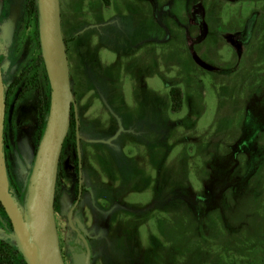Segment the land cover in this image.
Wrapping results in <instances>:
<instances>
[{
	"label": "rangeland",
	"instance_id": "374dc122",
	"mask_svg": "<svg viewBox=\"0 0 264 264\" xmlns=\"http://www.w3.org/2000/svg\"><path fill=\"white\" fill-rule=\"evenodd\" d=\"M108 1L60 0L63 36L82 31L77 152L70 137L56 187L60 264H264V0ZM39 54L25 0H0L5 77L39 68ZM12 114L6 137L28 176L27 208L11 194L26 224L47 147L33 156L37 94ZM7 240L18 246L15 233Z\"/></svg>",
	"mask_w": 264,
	"mask_h": 264
},
{
	"label": "water",
	"instance_id": "95a60500",
	"mask_svg": "<svg viewBox=\"0 0 264 264\" xmlns=\"http://www.w3.org/2000/svg\"><path fill=\"white\" fill-rule=\"evenodd\" d=\"M39 9L41 53L51 88L50 113L44 137L45 140L49 134V143L46 147V155L26 224L9 204L1 184L0 202L12 223L18 242L17 247L27 263L53 264L45 252L44 241L47 235L54 238L56 256L59 261L54 224L56 186L63 145L70 128L71 112L73 107L76 108V105L73 101L68 56L62 33L60 0H39ZM5 117V86L0 63V176L5 177L9 187L4 155ZM78 132L79 127L77 134ZM79 175L81 182L80 153ZM81 190L80 185V193ZM63 206L65 209L69 206L68 199L63 201ZM23 247L28 250V255L24 252Z\"/></svg>",
	"mask_w": 264,
	"mask_h": 264
},
{
	"label": "trees",
	"instance_id": "16d2710c",
	"mask_svg": "<svg viewBox=\"0 0 264 264\" xmlns=\"http://www.w3.org/2000/svg\"><path fill=\"white\" fill-rule=\"evenodd\" d=\"M103 1L106 7L110 6L108 0H103ZM25 15L27 18V24H30L32 21L34 22L35 37H36L38 47L40 50V54L36 60L37 65H39V68H36L35 66H33L32 68L27 67L20 74L18 78L12 79V80H8L3 74L4 86H5V101H6V117H5V130H4V155H5L6 172H7L8 184H9L10 190L13 193L19 205L24 209H26L28 206L29 190H30L29 180H28V176L26 172H23L22 176L15 172L14 167H13V160L9 153L8 140L6 137L9 125L11 127L13 126V129H15L14 121H12L13 120L12 111H13V108L15 109L17 102L21 98L26 96L27 93L34 91L37 94L38 96V115L36 119V132H35V137H34V143L32 144L33 145L32 146L33 156L36 157L43 144V140H44L45 133L47 130L49 113H50V105H51V88H50L45 64H44L42 54H41L40 33H39V17H40L39 0H26ZM77 37L78 36L64 37L67 54L69 53L70 44L75 42L77 40ZM0 62L2 64L1 57H0ZM39 70L43 74V78H44L43 83L40 80V74L38 73ZM33 71H35L34 74H33ZM27 78L29 79L25 82ZM22 86L23 88L21 90V93L17 97L16 93L18 89ZM169 96H170V101H171V113L179 114L182 111L184 104H185L184 93L182 89L176 86L171 87L169 91ZM76 131H77L76 116H75L74 110L72 109L70 128H69L67 138L63 145V150L65 148V145L68 139L72 137L74 138V146L77 152V143H76L77 132ZM13 135L16 136V130ZM108 136L112 137L113 135L110 134ZM108 136H105V137H107L108 139L109 138ZM62 154H63V151H62ZM61 163H62V155H61V161L59 165V171H60ZM76 170L79 174L78 156L76 160ZM59 171H58V174H59ZM158 189H160L159 193L163 191L161 193L162 197H164V195L166 196V192H164L165 191L164 186L158 187ZM76 192H77V197H78L79 195L78 185H77ZM59 208H60V205L58 204V200L56 198L55 212L58 211ZM155 221L159 223H163V221L161 220H158V221L155 220ZM0 228H2L5 231L4 233L5 235H3V237L0 239V264H28L24 256L22 255L21 251L17 247V245L7 240V234H11V233L13 234L14 229L1 202H0ZM160 228L161 227H159L158 225V230ZM155 239L157 240V238ZM178 244L179 243L176 240L171 246H173V249H174V247H177ZM176 250H179V249H176Z\"/></svg>",
	"mask_w": 264,
	"mask_h": 264
},
{
	"label": "bare ground",
	"instance_id": "6f19581e",
	"mask_svg": "<svg viewBox=\"0 0 264 264\" xmlns=\"http://www.w3.org/2000/svg\"><path fill=\"white\" fill-rule=\"evenodd\" d=\"M48 135L49 134H47V136L45 138V143H44L45 146H47L49 143ZM0 184H1V187L3 188V190L6 194V197H7L9 204L17 212L15 200L11 194V191L9 190L6 179L3 175L0 176ZM17 214H18V212H17ZM44 249H45L47 256L50 258V260L53 262V264H59V261H58L57 256H56L57 254H56V250H55V242H54V238L52 236L47 235V237L45 238ZM23 250L28 255V250L24 247H23Z\"/></svg>",
	"mask_w": 264,
	"mask_h": 264
},
{
	"label": "crops",
	"instance_id": "0c3cea01",
	"mask_svg": "<svg viewBox=\"0 0 264 264\" xmlns=\"http://www.w3.org/2000/svg\"><path fill=\"white\" fill-rule=\"evenodd\" d=\"M153 7L155 8V6H153ZM62 18H63V16H62V13H61V24H62V33H63V28L64 27H63ZM73 29H74V27L71 25V33L73 32ZM81 33H82V31H79V32H77V34H74V35L71 34L69 36V37H71V36H78L77 37V40L75 42H73V43L70 44L69 53L67 54V56H68V63H69V69H70V82H71V77L73 78V70L75 69V66H76V64H75L76 63V59L77 58H81V56H82L81 49H79V50L76 49V45H77L79 39L82 37V34ZM72 65H74V68L72 67ZM76 91L78 92L77 87H76ZM72 94H73V90H72ZM78 94H80V92H78Z\"/></svg>",
	"mask_w": 264,
	"mask_h": 264
},
{
	"label": "flooded vegetation",
	"instance_id": "af4514ba",
	"mask_svg": "<svg viewBox=\"0 0 264 264\" xmlns=\"http://www.w3.org/2000/svg\"><path fill=\"white\" fill-rule=\"evenodd\" d=\"M25 4H26V0H25ZM154 6H156V4L154 3ZM157 8V7H156ZM196 17L198 18H200V15H196ZM200 21H201V19H200ZM31 24V23H30ZM30 24H27L28 26L30 25ZM198 24H200V25H195V26H199V32H200V36H201V34L204 32V29L202 30V26H204V21L202 20L201 22H199ZM201 28V29H200ZM250 31H252V32H254V27H251L250 29H249ZM250 31L248 32V34H246L247 32H245L243 35L246 37V36H248V38L250 39V37L249 36H251L252 37V35H253V33L252 34H250ZM240 35V34H239ZM200 36L197 38V39H199L200 38ZM247 38V37H246ZM248 39V40H249ZM240 42H241V39L240 38H238V40L236 41V44L237 45H241L240 44ZM243 42V41H242ZM193 43V42H192ZM235 44V45H236ZM42 54V53H41ZM1 57V56H0ZM1 60H2V58H1ZM1 63V62H0ZM1 68H2V64H1ZM2 72H3V70H2ZM4 74V73H3ZM4 79V78H3ZM73 80H72V77H71V87H72V90H73V95H75V91H74V86H73ZM75 105H76V107H77V102H76V100H75ZM73 110H74V112H75V116H76V108H74L73 107ZM79 121H78V119H77V117H76V127L78 128L79 127V123H78ZM77 132V131H76ZM78 156V159H79V155H77ZM63 158V157H62ZM59 174H60V171H59ZM58 183V182H57ZM57 187V186H56ZM82 191V190H81ZM80 197H81V193H80V190H79V195H78V197H77V200H76V202H75V206H77L78 204H79V200H80Z\"/></svg>",
	"mask_w": 264,
	"mask_h": 264
}]
</instances>
